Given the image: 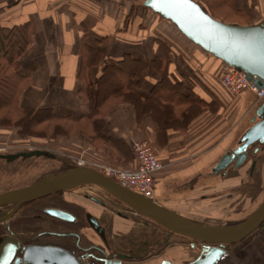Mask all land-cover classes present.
Instances as JSON below:
<instances>
[{
	"label": "crops",
	"instance_id": "0c3cea01",
	"mask_svg": "<svg viewBox=\"0 0 264 264\" xmlns=\"http://www.w3.org/2000/svg\"><path fill=\"white\" fill-rule=\"evenodd\" d=\"M11 3L8 4L13 17L10 25L29 22L34 31L33 43L17 66L19 73L32 80L21 101L23 109L47 108L58 118L70 115L80 119L89 114L88 104L78 96L83 46L100 51L102 63L127 58L144 62V65H125V69H141L139 77L132 78L125 102L105 118L102 134L111 142L104 150H97L89 138L78 135L46 140L48 147H54L49 151L58 145L62 158L87 168L105 164L107 152L114 165L134 170L137 163L132 145L145 143L162 166L153 177L155 202L197 223L204 224L210 219L224 222L228 215L245 212L241 209L245 198L254 205L264 195L261 191L247 196L245 190L256 174L260 189L264 190V146L252 173L250 161L237 169L232 164L224 171L215 172L221 159L238 147L243 135L253 126L252 119L261 105L250 91L235 97L222 87L221 61L192 44L148 9L140 7L133 14V5L126 0H12ZM233 4L237 9H246L249 23L228 24L250 26L264 19V0H233ZM160 54L169 60V65L154 62ZM102 66L86 67L84 81L95 84ZM163 88L178 94L167 95ZM4 139L5 136H0L2 147L8 146L3 145ZM94 188L97 191L80 187L77 193L70 191L69 195L74 197L65 199L75 202L79 197L94 196L104 204L94 216L107 232L113 252L124 253L131 248L135 257L155 254L158 251L154 249L155 235L150 239L146 235L132 237L133 216L139 215L130 213L99 187ZM230 206L235 209H228ZM168 241L165 236L160 245ZM192 245L177 244L155 260L185 264L196 256L197 249ZM241 254L229 262L230 256L226 257L219 264H236ZM255 257L256 254L250 253L249 264Z\"/></svg>",
	"mask_w": 264,
	"mask_h": 264
},
{
	"label": "water",
	"instance_id": "95a60500",
	"mask_svg": "<svg viewBox=\"0 0 264 264\" xmlns=\"http://www.w3.org/2000/svg\"><path fill=\"white\" fill-rule=\"evenodd\" d=\"M170 22L188 41L210 56L246 75L258 89H264V19L255 25L239 26L213 18L195 0H134ZM258 120V122H256ZM253 126L246 131L239 145L227 153L217 165L215 172L224 171L233 164L237 169L246 160L245 150L254 142L264 144V101L252 119ZM258 150H255L256 153ZM43 151L21 152L1 156L12 162L19 158L46 156ZM256 161L251 165V173ZM99 187L119 203L169 232L205 245L195 260L187 264H219L227 256L230 246L250 237L264 224V200L249 218L233 226H209L193 222L175 214L156 202L150 201L120 185L95 169L79 167L65 171L31 185L0 193V209L13 207L0 216V225L10 221L23 205L48 198L81 186ZM58 219H69L66 213L47 210ZM94 230L103 229L97 221L89 218ZM194 246V245H192ZM18 255V256H17ZM0 264H80L70 252L54 246L30 245L22 247L13 234L5 236L0 243ZM162 264H171L167 261Z\"/></svg>",
	"mask_w": 264,
	"mask_h": 264
},
{
	"label": "trees",
	"instance_id": "16d2710c",
	"mask_svg": "<svg viewBox=\"0 0 264 264\" xmlns=\"http://www.w3.org/2000/svg\"><path fill=\"white\" fill-rule=\"evenodd\" d=\"M198 1L199 4L202 3L207 7V12L216 20L226 22L227 20L224 17L228 19L234 17L239 20L245 19L247 22L242 23L231 20V22H227L241 25L249 23L246 12L235 9L233 0ZM202 4L200 5L202 6ZM217 13L224 17H217ZM168 23L172 25L170 22ZM33 39L34 31L29 22L13 27H3L0 24V126L19 129V134L22 136L49 141H57L61 137L70 139L78 135H83L90 139L91 145L94 148L97 150H104L106 145L111 142V140L107 139L102 134L105 118L112 110L125 102V94H129L132 78H138L139 70L141 69V67L125 69V65H144L143 60L129 61L127 58L123 59L121 62L102 63V54L100 51L89 46H83L81 50L82 70L79 76L82 82L78 90V96L88 104L89 114L80 119H75L70 115L58 118L52 113V110L47 108L23 109L21 107L23 95L31 86L32 80L29 76L19 73L16 68L27 54L33 43ZM156 61L157 65L170 64L169 60L163 57L162 54H160L154 62ZM96 65H104L102 66L101 76L95 84H88L84 81L83 72L86 67L88 68ZM162 85L164 86V84ZM162 90L164 91L163 93L167 95L170 93L173 95L178 94L177 91L173 93L171 90L165 88ZM158 96L160 95L157 94V98H159ZM130 97V95H127V98ZM30 159L32 158L23 160L29 161ZM13 162L14 161L10 163L11 166H13ZM76 168H78V166L72 163L70 159L64 158L60 172ZM13 171L15 172L16 169H12V174ZM251 186H254L256 191L255 194L260 192L259 174L255 175ZM12 189L13 188L9 190ZM12 208L13 207H5L0 209V216L8 213ZM47 210L75 213L79 222L69 223V221H67L63 223L61 220L54 221L53 219H55V217L47 214ZM82 216V208L64 200L63 193H58L48 198L23 205L5 228H1L2 225H0V243L5 236L13 234L20 244L23 242L21 245L27 246L39 243L41 245L62 247L70 251V249H75V242H66L61 238V234L74 232L79 235L81 241H84L82 242V246L88 247L90 244L79 233V229L85 226ZM241 222L242 221L221 225L218 224V222L208 220L205 224L233 226ZM263 227L264 224L258 230H261Z\"/></svg>",
	"mask_w": 264,
	"mask_h": 264
},
{
	"label": "rangeland",
	"instance_id": "374dc122",
	"mask_svg": "<svg viewBox=\"0 0 264 264\" xmlns=\"http://www.w3.org/2000/svg\"><path fill=\"white\" fill-rule=\"evenodd\" d=\"M126 1L129 5H133V11H132L133 14H135L134 12H136L135 10L137 8L143 7L141 5V3L138 1H134V0H126ZM195 1L199 2L198 0H195ZM2 2H7V3L2 4ZM11 2H12V0H4V1L0 0V24L3 27H10L11 26L10 24L12 23L11 20H13V17L11 16V12H10L11 11V5L8 6V4H12ZM200 4H202V3H200ZM14 5H12V6H14ZM202 6L207 11V7H205L203 4H202ZM234 7H235V9H237L235 5H234ZM127 9H128V7H127ZM237 10L246 12L245 8H241V9H237ZM246 15L248 17L247 12H246ZM216 16L219 18H222L223 15L217 13ZM127 18H126L125 22L127 21ZM224 18L229 22H231V21L242 22V23L247 22V20H245V19L239 20V19H235L234 17H232L230 19H228L226 17H224ZM223 22H225V21H223ZM229 22H227V23H229ZM11 27H13V26H11ZM21 74H23V73H21ZM0 136L1 137L5 136L6 140L4 139L5 142L3 143V145H8L6 147L0 146V157L13 155V154H16L19 152L20 153L21 152H31V151H35V150L43 151V152L47 153L46 156L32 157V159H30L29 161H25L22 158H19V160H17V161L14 160L13 166L10 165L11 162H7L6 160L0 159V193L8 191L11 188L16 189V188L24 187L27 185H31L33 183L38 182L37 180H39L40 178L41 179L39 181L47 179V178H52V177L58 176L59 174H62L63 172H65V171L60 172V170L62 168V162H63V159L65 157L62 158V156L59 155V149H58L59 146L58 145L56 146L57 148H55V150L49 151L50 148L53 149L54 147L53 148L48 147L47 145H49V142H46L45 139L35 138L36 140L30 141L27 138H32V137H26V136L20 135L19 129H11V128L1 127V126H0ZM47 141H49V140H47ZM104 156L107 157L106 161H104V163L106 165L116 167V165H114V163H112L113 158L107 152L105 153ZM263 158H264V156H263ZM263 158L261 160H263ZM13 168L16 169V171L15 172L13 171V174H12ZM116 168H120V167H116ZM260 186H261V184H260ZM81 187H87L89 189H92L93 191H95V190L97 191V188H94L95 186L94 187H92V186H81ZM76 189H80V187L75 188L74 190H71V191H75ZM245 190H247V192H246L248 194L247 196H250L252 194L254 195L256 192L254 186L253 187L252 186L246 187ZM77 191L78 190H76L75 193H77ZM261 191L264 192V190H260V192ZM69 193H70V191L63 193L65 198L70 199L73 196V195H69ZM88 195H91V194H88ZM263 199H264V195L258 199L256 204L253 205V203L248 202V198H245L244 202L242 204L243 207L241 208L242 210H245L244 213H241V214L236 213V214L228 215L227 218L224 217V220H225L224 222L223 221H215V220H211V219L210 220L214 221V222H218V224H221V225L222 224H224V225L230 224V223L232 224L235 222L244 221L247 218H249L251 216V214L258 208L259 203ZM75 202L82 204L85 207V209L93 215H95L94 213H97L98 208L101 207V206H98V203L96 201H93V200H90V199H87L84 197H82V198L79 197V198L75 199ZM237 203H235V205ZM234 206H230L228 209H235ZM240 206H241V204H240ZM133 218L135 219V228H134V232H133L134 234L132 237H138L140 235H146V237H148L150 239L151 237H153L155 235V237H157V240L155 241V246H154L155 250H158L159 248L163 247V245H160V244H161V242L165 236L169 240L167 243H165V244H167V246H171L173 244H181V245L188 247L189 243L193 244L192 240H190V239H187V238L175 235V234L169 235L168 231H166L162 227L158 226L157 224L151 222L150 220H148V219H146L140 215L139 216H137V215L133 216ZM9 222L10 221H8L7 223L1 224L2 225L1 228H5ZM205 225L216 226V225H212V224H205ZM84 234L88 238H90V239L92 238L93 240L99 242L97 237L94 236L91 231H85L84 230ZM142 241H144V240H142ZM193 245L197 249L194 253L198 254L200 244L194 243ZM242 248H246V250H244V252L243 251L241 252ZM250 253L257 255V257L254 258L253 262H251V264H254L255 262L260 261V260L261 261L258 262V264H264V227H263L262 231L258 230L257 232H254L253 235H251L250 237H248L247 239H245L241 243L234 245V246H230L227 250V257L230 256L228 262L231 261L232 257H235L238 254L239 255L241 254V256L239 257L238 262L236 264H249V259H247V258L250 256ZM258 256L262 257V258L259 259ZM147 257L150 258V256H147ZM142 264H152V263L144 262ZM224 264H226V263H224Z\"/></svg>",
	"mask_w": 264,
	"mask_h": 264
},
{
	"label": "flooded vegetation",
	"instance_id": "af4514ba",
	"mask_svg": "<svg viewBox=\"0 0 264 264\" xmlns=\"http://www.w3.org/2000/svg\"><path fill=\"white\" fill-rule=\"evenodd\" d=\"M263 101H264V99L261 101V104L263 103ZM256 122H258V120H256ZM238 146H240V145H238ZM263 146H264V144H259L258 141L251 144L245 150L246 160L244 163H248V161H250V166H251L252 163L254 161H256L258 153L261 151ZM255 150H258V151L256 153H254ZM63 198H64V200L71 202V203H74L83 209L82 219H84L85 226H83L81 229H79V233L85 238V240H87V242L90 245H88V247H83L82 242H84V241H81V238H79V235L77 233H74V232H68V233H62L61 238L64 239L66 242L67 241H72V242L74 241L75 242V249H70V251H69L65 248L59 247V248H62L64 250L70 252L71 254H73V256L80 262V264H142L144 262H149V261H150V263L152 262V264H162L165 261H167L171 264H174L168 260H161V259L155 260V258H158L161 253H164L165 251L167 252L170 248H172L173 246H176L177 244H173L171 246H167V244H163V247L159 248L155 254L150 255V258H148V257H135L134 256V249H131V248L127 249L126 252H124V253H114L113 249L111 247V244L109 242V239L107 237V232L105 231V229L101 225V223L99 221H97L99 226L101 228H103V232H101V233L94 230L92 228V226L90 225L89 218H93L95 220H97V218L93 214L88 212L81 205H79L73 201L65 199L64 195H63ZM85 198L96 201L98 203V206H101V207L104 206V204L101 203L94 196H88V197L85 196ZM115 201H117V200H115ZM114 204H117V203L114 202ZM117 207H120V206L118 205ZM60 212H63V211H60ZM129 212L132 213L130 210H129ZM63 213H66L67 215H69L70 218L69 219L55 218L53 220L54 221L61 220L63 223H65L67 221H69V223H78L79 222L78 217L75 215V213H70L67 211L63 212ZM84 230L85 231H91L93 233V235L97 237L100 244L95 243L90 238H88L84 234ZM21 244H23V242ZM198 244H200V243H198ZM33 245H41V244L35 243ZM27 246H30V245H27ZM43 246H52V245H43ZM22 247H26V246L22 245ZM54 247H57V246H54ZM202 247H205V245L200 244L198 254H196V256L194 258H192L187 263L192 262L193 260H195V258H197L199 256V254L201 253ZM151 259H154V260H151ZM187 263H185V264H187Z\"/></svg>",
	"mask_w": 264,
	"mask_h": 264
},
{
	"label": "built area",
	"instance_id": "2783aa9c",
	"mask_svg": "<svg viewBox=\"0 0 264 264\" xmlns=\"http://www.w3.org/2000/svg\"><path fill=\"white\" fill-rule=\"evenodd\" d=\"M220 83L232 96L237 97L245 91H250L257 97L258 101L264 99V89H258L247 80L244 73L232 67L223 66ZM132 152L137 163L134 170H125L106 164H96L91 168L97 170L118 185L155 202L153 177L162 166L150 147L145 143H133Z\"/></svg>",
	"mask_w": 264,
	"mask_h": 264
}]
</instances>
